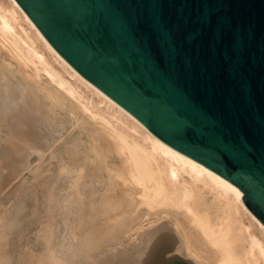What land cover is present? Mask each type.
Segmentation results:
<instances>
[{
	"label": "bare ground",
	"instance_id": "1",
	"mask_svg": "<svg viewBox=\"0 0 264 264\" xmlns=\"http://www.w3.org/2000/svg\"><path fill=\"white\" fill-rule=\"evenodd\" d=\"M7 2L5 5L0 0V52L5 50L18 64L15 70L23 84L11 81L10 65L1 60L0 138L4 137L1 125L4 121L8 135L20 131L25 123L30 127L29 133L19 139L27 147V157L30 153L45 156L48 147L47 154L56 155V145L48 144L46 138L53 133L58 141L60 136L53 126L45 129L46 117L37 100L41 95L48 101L51 114L56 107L66 109L69 101L75 127L85 132L89 141L82 142V154L77 149L64 150L70 156L69 161L58 158L55 174L43 180L39 193L44 196L50 219L39 234L29 233V237L33 234L37 240H30L25 247H22L25 242L20 243L16 259L11 248L0 252V264H264V225L242 204L241 190L151 133L68 64L15 0ZM32 99L37 103L30 102ZM8 151L0 150V156L9 158V173L20 157ZM79 154L81 161L75 158ZM3 156L1 162L6 161ZM113 157L118 159L117 163ZM11 193L3 194L10 197ZM21 201L17 206L23 208ZM2 205L1 208L6 206ZM19 211L16 209L12 214ZM3 220L7 227L9 222ZM13 220L17 224L18 219Z\"/></svg>",
	"mask_w": 264,
	"mask_h": 264
},
{
	"label": "water",
	"instance_id": "2",
	"mask_svg": "<svg viewBox=\"0 0 264 264\" xmlns=\"http://www.w3.org/2000/svg\"><path fill=\"white\" fill-rule=\"evenodd\" d=\"M81 76L232 182L264 225V0H15Z\"/></svg>",
	"mask_w": 264,
	"mask_h": 264
},
{
	"label": "rangeland",
	"instance_id": "3",
	"mask_svg": "<svg viewBox=\"0 0 264 264\" xmlns=\"http://www.w3.org/2000/svg\"><path fill=\"white\" fill-rule=\"evenodd\" d=\"M2 1V3H4L5 5H8V2H7V0H1ZM22 25L25 27V28H28V25H26L25 23H23L22 22ZM41 50L42 51H44L42 48H41ZM45 52V51H44ZM8 57H10L9 56V54L5 51V50H2L1 52H0V61L1 60H3L5 63H7V64H9L10 65V67L8 66V68H9V70H11V75H13L14 76V78L10 75V79H11V81L15 84V83H18V82H20V83H22L23 84V82L21 81L22 79L19 77V76H21L20 75V73H19V75L17 74L18 72L16 71L17 70V66H18V64H16V62L14 61V59H12L11 57L10 58H8ZM12 65V66H11ZM17 65V66H16ZM55 65V67L57 68V69H59V70H61V68H60V66L58 65V64H54ZM16 69V70H15ZM64 74V76L66 77V78H69V79H72L67 73H63ZM16 78V79H15ZM43 78L44 77H42V80H43ZM19 79V80H18ZM15 80V81H14ZM79 87H81V86H79ZM89 97H91V99H93V100H95L96 98L94 97V96H91L90 94H87ZM29 99L31 100V98L29 97ZM38 102H39V104L42 106V110L41 111H43L42 113L45 115V117H46V121H43V123H44V126H45V129H49V127L50 126H53L56 130H57V133H55L56 135H59L60 137H59V140L57 141V140H55V136H53L54 134L53 133H51V134H49V135H47V138H46V142L48 143V144H51V145H56V148H55V153H56V155H54L53 157H51V156H49L47 153H48V151H49V147L45 150V156H42V157H40L39 155H37L38 153H30V155L27 157V153H25L26 152V145L24 144V142H22L23 141V139H24V136L23 135H25V137L27 136V134L29 133V126H28V124L26 125L25 123H23L24 125H25V127L26 128H23L24 127V125H23V127L21 128V129H23V130H21L20 129V131H18V132H21L20 134L17 132V133H15V134H12V135H8L7 134V132H5L6 131V129H7V123L4 121L3 123H1V125L3 126V134H4V137L2 136L1 138H0V150H1V152L4 150V151H6V150H9L10 151V154L11 155H15V156H17V158H19V162H15L14 164H13V166L14 167H16V168H14V169H12L13 168V166L12 165H10V166H12V168H11V170H9L10 172L8 173V169H10V167L8 166L9 164V161H7V160H9V158L8 157H4L3 155V158H4V160H6V161H4L3 162V160H2V162H1V160H0V168H1V164L2 165H4L3 167H4V169H6V170H3L2 168V171L4 172V174H2L3 172H0V178L2 179H0L1 181H0V204L2 205V206H4V205H6V206H4L3 208H1V206H0V208L2 209H0V224H2V228L0 227V229H1V231H0V244L2 243V245H0V248L2 249V250H0V252L1 253H3L2 251H6V250H9L10 248V250L12 251V253H13V259L15 258H17L20 254H19V252H18V245L20 244V243H23V242H25V244L24 245H22V247H25L26 246V243L28 244V242H30V240L31 241H36L37 239V237L35 238V236H36V234H39V231L41 232L42 230H43V227L45 226V224H47V222L49 223V219H50V214H49V212H48V210H47V204H46V201L44 200V196L41 194L42 192H40L39 193V189H40V191H42V187H43V184H44V181L46 180V178H48V177H50V176H53L54 174H55V172H56V169H57V161H58V158L59 159H63L64 161H69V160H67V159H70V156H69V154L68 153H65L64 152V150H66L67 148H70L71 149V151H74L75 149H77L78 151H79V153H81L82 154V150L84 149V146H82V142L83 141H89V139H88V136H87V134L85 133V132H83L78 126H76L75 127V119H74V117L73 116H71V114H70V109H71V105H70V102L69 101H67L66 102V109H64V110H61L59 107H56V109L57 110H55L56 112L55 113H53V114H51L50 113V111L47 109V104H48V101L45 99V98H43V96H39L38 97ZM35 101L36 100H34V99H32V101H30V102H33V103H35ZM26 102H27V99H26ZM28 104H29V102H27ZM36 103H37V101H36ZM100 105H102V104H100ZM70 107V108H69ZM70 120V121H69ZM1 121V120H0ZM45 122H47V123H45ZM70 122V123H69ZM5 123V124H4ZM48 124V125H47ZM50 125V126H49ZM72 125H73V127H72ZM37 126V128H39V126L38 125H35V127ZM34 127V126H33ZM72 127V128H71ZM70 128V129H69ZM26 129V130H25ZM69 129V130H68ZM79 129V130H78ZM68 130V131H67ZM67 131V132H66ZM23 132V133H22ZM60 132V133H59ZM59 133V134H58ZM0 134H2L1 132H0ZM15 135H17L18 136V138H17V136H15ZM22 135V136H21ZM65 136V138H64V136ZM19 136H20V138H23V139H19ZM71 138H73L72 140H71ZM5 139V140H4ZM11 139V140H10ZM21 140V141H18V140ZM70 139V140H69ZM79 139H80V141H79ZM83 139V140H82ZM13 140V141H12ZM6 141V142H5ZM15 141H17V142H15ZM67 141V142H66ZM55 142V143H54ZM66 143V145H64L63 146V144H65ZM2 144H4V146L2 145ZM6 144V145H5ZM68 144V145H67ZM72 144V145H71ZM50 145V146H51ZM15 146H18V147H15ZM6 147H7V149H6ZM12 147H13V149H12ZM82 147V148H81ZM21 150H20V149ZM3 149V150H2ZM6 149V150H5ZM14 149H17V150H15V152H14ZM9 151H8V153H9ZM20 151V153H18ZM22 151V152H21ZM67 151V150H66ZM81 151V152H80ZM1 152H0V155H1ZM59 152V153H58ZM15 153V154H14ZM21 153H23V154H21ZM24 153H25V155H24ZM63 154H64V156H63ZM81 154H79V155H77L75 158H76V160H79V161H81L82 159H80V156H81ZM67 155V156H66ZM2 156H0V159H2ZM60 156V157H59ZM75 156V155H74ZM37 157H38V159H40V160H38L37 159ZM66 157V158H65ZM68 157V158H67ZM73 157V156H72ZM77 157H79V158H77ZM5 158H7V159H5ZM48 159H49V161H48ZM55 159H57V160H55ZM66 159V160H65ZM112 160L115 162V163H117L118 162V159H116V157H113L112 158ZM40 161V162H39ZM42 161V162H41ZM53 161V162H52ZM34 162H36V163H34ZM38 162V163H37ZM18 163V164H17ZM42 163V164H41ZM50 163V164H49ZM5 164H7V165H5ZM32 164V165H31ZM56 164V165H55ZM20 167H18V166ZM8 166V168H6ZM22 167V168H21ZM27 167V168H26ZM37 167V168H36ZM55 167V168H54ZM29 168V169H28ZM53 168V169H52ZM16 169V170H15ZM18 169H20L19 171H21V172H19L18 171ZM25 169H27V170H25ZM23 170V171H22ZM54 170V171H53ZM5 171H7V172H5ZM16 171V172H15ZM25 171H26V173H25ZM29 171V172H28ZM6 173H8V174H6ZM10 173H12V174H10ZM17 173V174H16ZM20 173V174H19ZM32 173V174H31ZM53 173V174H52ZM17 175L15 178H13V176L14 175ZM27 174V175H26ZM4 175H5V177H4ZM8 175H10V176H8ZM11 175H13L12 177H11ZM32 175H34L33 177H32ZM47 175V176H46ZM7 176V177H6ZM35 176H36V178H35ZM11 177V178H10ZM30 177V178H29ZM42 177V178H41ZM6 178V179H5ZM33 178V179H32ZM5 179V180H4ZM11 179L13 180L14 179V181H11ZM40 179V180H39ZM7 180H10L9 182L7 181ZM20 180H23L22 182L20 181ZM32 180V181H31ZM44 180V181H43ZM4 181V182H3ZM6 181V182H5ZM15 181H16V183L19 185H17V184H15ZM18 181H20V182H18ZM25 181V182H24ZM42 181V182H41ZM5 183V184H1V183ZM13 182V183H12ZM7 183H9V184H7ZM19 183H21V184H19ZM23 184V185H22ZM40 184V185H39ZM13 185V186H12ZM16 185V186H15ZM20 185H21V187H20ZM32 187H30V186ZM36 185L38 186L37 188H36ZM3 186H4V188H3ZM6 186V187H5ZM2 187V188H1ZM13 188V190H12V188ZM17 187V188H16ZM41 187V188H40ZM6 188V189H5ZM8 188L10 189V190H8ZM1 189H2V191H1ZM3 189H5V190H3ZM22 189V190H21ZM8 190V191H7ZM18 190H20V191H18ZM32 190V191H31ZM33 190H35V191H33ZM4 191H5V193H6V195H10L9 193H11V192H14L13 194L11 193V196L9 197V196H6L5 194H3L4 193ZM22 191V192H21ZM31 191V192H30ZM2 192V193H1ZM17 192V193H16ZM23 194L24 192V194L26 195H24V197H22V198H25V199H27V197H28V199L27 200H25V199H23L22 200V198H20V196H23L21 193ZM28 192V193H27ZM30 192V193H29ZM17 194L19 195V202H18V196H17ZM32 194V195H31ZM37 194V195H36ZM40 194V195H39ZM12 196H14L13 198H15L16 199V201H15V199H12L11 197ZM15 196H17V197H15ZM43 196V197H42ZM2 197V198H1ZM10 199H9V198ZM30 198V199H29ZM22 200V201H21ZM25 200V201H24ZM30 200V201H29ZM9 201V202H8ZM20 201H21V205L24 203V207L22 208V206H17V205H20ZM34 201V202H33ZM6 204H5V203ZM17 202V204H15V203ZM7 203H9V204H7ZM11 203H13V204H11ZM11 204V205H10ZM28 206H27V205ZM38 204V205H37ZM7 205L10 207H7ZM13 205V207H11ZM32 207H31V206ZM6 207V208H5ZM16 207H18V208H16ZM21 207V208H20ZM31 207V208H30ZM14 208H16L17 209V211H19V212H16V213H14V214H12V212H15V210L16 209H14ZM20 208V209H19ZM43 208V209H42ZM11 209V210H10ZM19 209V210H18ZM9 212V213H7V211ZM13 210V211H12ZM5 211H6V213H5ZM45 211V212H44ZM18 213H20L21 214V216L22 217H20V214H18ZM8 214V215H7ZM15 214H18L17 216L15 215ZM24 214H26L27 215V217L25 216H23ZM7 215V216H6ZM13 215H15V216H13ZM49 215V216H48ZM18 217H20V218H18ZM24 217V218H23ZM2 218V219H1ZM5 218V220H7L9 223H7L6 225H7V227H5V223H6V221H4L3 219ZM18 220H17V219ZM12 219V221L11 222H14V220L13 219H15V221L17 222V224H15V222L14 223H12V225L13 224H15V225H13V226H11V222H10V220ZM19 219H20V222H19ZM28 219V220H27ZM36 219L39 221H42V220H44L45 222L43 223V221H42V223L41 224H39L38 226H37V224L39 223L38 221H36ZM27 220V221H26ZM33 220H34V223L35 222H37V223H35L36 225H34V223H33ZM32 223H31V222ZM245 221L247 222V220L245 219ZM10 224V226H8ZM28 225L30 226V227H28ZM32 225V226H31ZM34 225V226H33ZM36 226V227H35ZM10 227V228H9ZM13 227V228H12ZM33 227H35V229L33 228ZM38 227V228H37ZM5 228V229H4ZM11 228L13 229L12 230V232L10 233V230H11ZM37 228V229H36ZM40 228V230H38ZM7 229V230H6ZM15 229V230H14ZM19 229H20V231H19ZM27 231H26V230ZM34 229V230H33ZM254 229V228H253ZM3 230V231H2ZM37 230H38V232H37ZM9 231V232H8ZM26 231V233L28 234H26V233H23V232H25ZM32 231V232H31ZM34 231H36V232H34ZM256 231V233H258V231L257 230H255ZM2 232H4V233H2ZM16 232V233H15ZM19 232V233H18ZM34 232V233H33ZM7 233H8V235H9V233H10V235H9V238L7 239L6 238V235H7ZM20 233H22L21 235H20ZM29 233L31 234V233H33L30 237H29ZM12 234V235H11ZM27 235V236H26ZM17 236H18V238L20 239H17ZM22 238V237H25L26 239H21L20 237ZM8 237V236H7ZM14 237V238H13ZM29 238V239H28ZM32 238H34V240L32 239ZM7 239V240H6ZM15 241H14V240ZM18 240L20 241V242H18ZM25 240H27V241H25ZM6 241H8V243H6ZM17 241V242H16ZM5 242V243H4ZM10 243V244H9ZM6 245V246H5ZM9 245V246H8ZM15 245V246H14ZM9 247V248H8ZM15 248V249H14ZM17 252H18V255H17ZM16 255H17V257H16ZM178 259V258H177ZM9 264H11V263H9Z\"/></svg>",
	"mask_w": 264,
	"mask_h": 264
}]
</instances>
